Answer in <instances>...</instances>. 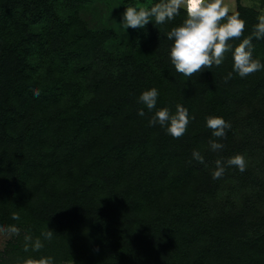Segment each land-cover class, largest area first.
<instances>
[{
	"label": "trees",
	"instance_id": "16d2710c",
	"mask_svg": "<svg viewBox=\"0 0 264 264\" xmlns=\"http://www.w3.org/2000/svg\"><path fill=\"white\" fill-rule=\"evenodd\" d=\"M51 1L78 3L0 0V223L18 230L0 264H264V70L225 80L226 53L218 67L177 73L167 32L183 8L134 29L129 50L110 55L81 21L41 19ZM235 12L246 23L231 42L253 36V58L264 61L258 12L239 2ZM152 87L157 109L180 104L193 117L181 137L149 125L155 109L138 97ZM207 116L230 123L224 138ZM210 139L223 150L210 151ZM237 154L244 172L227 163ZM217 160L225 172L213 179ZM29 236L42 240L39 252L24 250Z\"/></svg>",
	"mask_w": 264,
	"mask_h": 264
},
{
	"label": "clouds",
	"instance_id": "9594fccd",
	"mask_svg": "<svg viewBox=\"0 0 264 264\" xmlns=\"http://www.w3.org/2000/svg\"><path fill=\"white\" fill-rule=\"evenodd\" d=\"M181 8L186 18L180 25L172 27L167 32V39L172 41L168 56L177 73L191 77L202 69L211 68L214 65L218 67L224 62L226 53L231 54L232 71L228 72L225 80L230 79L233 73L244 78L264 70V61L253 58V36L243 38L235 46L231 42L233 38L238 39L242 36L246 22L240 18L239 12H231L224 0H159L155 3L149 0L148 5L126 7L122 14V23L126 29H143L153 20L157 25H162L180 15ZM257 19L258 23L254 25L253 35L260 40L264 39V15H259ZM32 94L39 96L40 89L34 88ZM158 96V89L152 87L142 91L138 97V102L144 105V108L150 112L155 109L148 121L149 125H159L170 136L181 137L187 131L193 117L189 115L188 109L180 104L175 106V111L168 107L157 109ZM144 108L138 109V116L145 115ZM205 125L213 130L212 136L215 138H224L226 129L231 128L230 123L219 116H207ZM208 145L212 152H218L224 148V144L218 139H210ZM192 158L201 164L204 163V157L198 150L192 151ZM215 163L216 168L212 172V178L219 179L223 176L225 167L221 160ZM227 163L235 166L240 172L246 170V160L241 154L230 157ZM13 218L18 219L16 216ZM6 231L17 232L18 230L14 226L0 223V232ZM42 235L44 239L50 240L53 231L47 230ZM25 239L28 241L25 244V251L31 248L32 251L39 252L44 247L40 238L33 241L29 236ZM21 264H55V259L51 256H40L38 259L28 257L23 259Z\"/></svg>",
	"mask_w": 264,
	"mask_h": 264
},
{
	"label": "rangeland",
	"instance_id": "374dc122",
	"mask_svg": "<svg viewBox=\"0 0 264 264\" xmlns=\"http://www.w3.org/2000/svg\"><path fill=\"white\" fill-rule=\"evenodd\" d=\"M126 1L129 0H78L77 5L72 9L53 4L51 1V13L44 14L41 19H50V21H59V23L73 22L78 25L77 22L81 21L87 31L100 37L106 53L121 54L124 50H129L128 41L135 36L134 29H126L122 23V14L125 8L149 4V0H130L131 4H126ZM224 2L228 4L231 12H235L239 2L242 6L257 11L258 15H264V0H224ZM44 22L45 20H42L40 25H43ZM137 43L133 44L138 45ZM13 235L14 232L11 231L0 232V253H4L7 244L13 239Z\"/></svg>",
	"mask_w": 264,
	"mask_h": 264
}]
</instances>
